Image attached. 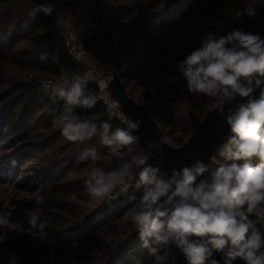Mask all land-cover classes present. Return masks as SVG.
I'll return each instance as SVG.
<instances>
[{
  "label": "trees",
  "instance_id": "trees-1",
  "mask_svg": "<svg viewBox=\"0 0 264 264\" xmlns=\"http://www.w3.org/2000/svg\"><path fill=\"white\" fill-rule=\"evenodd\" d=\"M58 1L67 8L82 46L117 73L129 97L147 109L174 146L184 145L194 132L190 112L203 119L219 103L189 92L177 61L199 47L209 33L219 37L241 29L237 21L253 2ZM40 4H47V0H0V187L10 183L34 186L30 171L42 177L45 190L51 192L41 207L47 235L27 233L32 230L25 212L35 211L34 199L29 206L14 209L13 219L20 222L24 233H8L7 242L0 245V264H9L10 254L20 257L16 264H169V246L160 249L157 260L141 247L130 220L121 222L133 207L129 197L140 195L135 180L129 181L127 195L113 199L111 205L103 204L88 214L77 210L87 195L85 180L91 168L108 170L121 160L101 144L99 133L83 143H72L54 123L65 104L40 89L42 80L81 75L85 66L70 56L58 16L43 12L35 19L28 16ZM44 52L50 59L41 61L37 54ZM86 92L99 96L93 84H88ZM74 115L98 123L107 120L113 130L126 127L109 119L100 101L90 110L76 107ZM91 148L98 151L99 159L79 161V155ZM218 149L208 163L210 171L226 163ZM123 151L129 159L143 154L138 142ZM133 171L138 179L139 170ZM5 205L0 199V210L7 211ZM260 227L264 232V226ZM51 252L56 254L55 261H49Z\"/></svg>",
  "mask_w": 264,
  "mask_h": 264
},
{
  "label": "clouds",
  "instance_id": "clouds-1",
  "mask_svg": "<svg viewBox=\"0 0 264 264\" xmlns=\"http://www.w3.org/2000/svg\"><path fill=\"white\" fill-rule=\"evenodd\" d=\"M54 10L51 3L40 4L28 16L35 19L40 12L52 15ZM244 14L255 17V6L246 8ZM37 55L41 61L50 59L46 52ZM176 67L189 92L219 101L216 110L221 115L225 113L224 105H229L226 123L230 135L218 149L226 163L215 170L195 160L182 168H172L166 177L160 174L158 165L148 164L151 153L125 158L123 150L137 142L133 132L139 130L140 122L125 119L119 107L107 98L86 92L87 76L63 75L55 82H43L42 87L54 99L64 101L65 110L54 123L67 141L83 143L99 133L101 144L121 160L108 170L91 168L85 180L88 197L110 201L117 188L126 194L129 181L135 180L140 195L129 197L134 203L126 216L138 231L141 247L150 255L158 260L161 248L175 245L187 264H236L238 260L264 264V232L260 227L264 226V37L241 29L219 37L209 33L199 47L177 61ZM97 83L102 91L104 85ZM257 89L258 97L253 95ZM237 97L240 101L232 106ZM101 99L107 105L109 119H119L126 127L113 130L107 120L98 123L74 115L76 107L90 110ZM163 144L173 146V139L165 135L149 146L160 149ZM98 159L94 148L78 157L81 162ZM134 169H139L138 179ZM0 199L7 202V197ZM29 199L35 200L36 209L25 212L32 230L27 233L35 231L46 236L47 225L41 221L45 198L35 195ZM13 212L0 210V245L7 242L9 232L24 233L20 222L13 219ZM216 253H220L219 260L214 258ZM55 258V252H51L49 261ZM19 259L10 254L9 264Z\"/></svg>",
  "mask_w": 264,
  "mask_h": 264
},
{
  "label": "water",
  "instance_id": "water-1",
  "mask_svg": "<svg viewBox=\"0 0 264 264\" xmlns=\"http://www.w3.org/2000/svg\"><path fill=\"white\" fill-rule=\"evenodd\" d=\"M255 8V17H249L245 14L237 23L241 30L260 33L264 37V4ZM109 89L111 95L120 101L123 110L132 122H140L139 130L134 131L137 142L144 154H152L148 164L158 165L166 177L171 175L172 168H182L184 165H190L195 160H201L208 165L211 157L230 135L229 126L226 123L229 105L225 104L224 115L216 110V106L203 119L190 112L194 132L184 145L175 147L163 144L160 149L152 148L149 145L159 142L160 138L164 136L153 116L142 104L129 97L126 85L115 71H113V79L109 84ZM239 101L240 97H237L236 101L232 102V106ZM214 258L219 260L220 253H216ZM168 262L169 264H187L184 254L175 245L168 248ZM236 264H243V261L238 260Z\"/></svg>",
  "mask_w": 264,
  "mask_h": 264
},
{
  "label": "rangeland",
  "instance_id": "rangeland-1",
  "mask_svg": "<svg viewBox=\"0 0 264 264\" xmlns=\"http://www.w3.org/2000/svg\"><path fill=\"white\" fill-rule=\"evenodd\" d=\"M252 1L253 2L250 5V7H253V6L256 7L258 5L264 4V2H262V0H252ZM48 3L53 4L54 9L55 8L59 9L58 11H55V10L53 11V14L58 16L59 23L61 22V20H65V19H68L71 22L69 12L63 4L59 3L58 0H47V4ZM56 12H60V13L56 14ZM91 54L94 55V57H96L98 59V61L100 62V66H101L100 71L101 72L103 71L102 67L108 68V66L103 62V60L98 55H96L95 53H91ZM100 71L96 72L95 75L97 77H99L101 75ZM175 147H179V146H175ZM29 176L33 177L32 182H34V184H35L32 187H29V188L18 187L12 183H10V185L7 184V185H3V187L2 186L0 187V190L2 191L1 193H2L3 197H7V202L5 205V209L7 211H12L13 209H17V210L20 209L21 210V207L23 205L29 206L30 200H33V199H29V197H34L35 195H43L45 198H48V196H50L51 192L49 190H45L42 177L39 174L34 175V173L30 171ZM127 193L122 194V193H120L119 188H117L112 194L113 198L110 201L106 200L104 202H100L97 200H91L88 197V195H86L85 200L80 201L77 204V210H79L80 212H83L85 214L91 213V212L97 210L98 208H100L103 204L111 205V201L113 199H116L118 197H125L127 195ZM18 195L22 196L23 199L20 201H17L15 198ZM126 213L124 215L123 221H121V222L129 221V219L126 216Z\"/></svg>",
  "mask_w": 264,
  "mask_h": 264
},
{
  "label": "built area",
  "instance_id": "built-area-1",
  "mask_svg": "<svg viewBox=\"0 0 264 264\" xmlns=\"http://www.w3.org/2000/svg\"><path fill=\"white\" fill-rule=\"evenodd\" d=\"M59 9L55 8V11H58ZM60 13V12H56ZM60 25L62 27V36L64 38L65 46L70 54V56L79 63L84 64L85 70L82 72V76H87L89 78V83L88 84H93L96 85L99 89V96L107 98L110 102L115 103L118 107L122 115L125 117V119L129 120L132 122V120L126 115L125 111L122 108V104L120 101H118L116 98H114L109 89V84L113 79V70L111 68H106L102 67V72L100 71V62L94 55L89 53L79 42L77 33L75 32L70 20L65 19L61 20ZM78 57V58H77ZM99 69V70H98ZM97 71H100L101 75L97 77L95 74ZM72 76V75H71ZM62 77V76H61ZM59 78H49V79H44L42 80L40 84V89L44 91L42 87V83L47 81V82H55L59 80ZM103 84L104 88L101 91V88L98 86V83ZM45 92V91H44ZM47 93V92H45ZM49 94V93H47ZM101 104L105 107L106 112H107V105L104 103V100L101 99L99 100ZM108 115V112H107ZM114 120L122 123L119 119ZM124 124V123H122ZM125 125V124H124Z\"/></svg>",
  "mask_w": 264,
  "mask_h": 264
}]
</instances>
